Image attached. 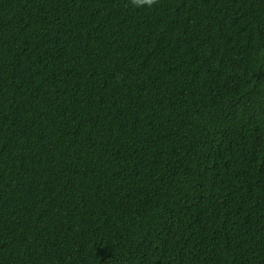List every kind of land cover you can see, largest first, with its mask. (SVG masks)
<instances>
[{"label": "trees", "instance_id": "16d2710c", "mask_svg": "<svg viewBox=\"0 0 264 264\" xmlns=\"http://www.w3.org/2000/svg\"><path fill=\"white\" fill-rule=\"evenodd\" d=\"M0 264H264V0H0Z\"/></svg>", "mask_w": 264, "mask_h": 264}, {"label": "clouds", "instance_id": "9594fccd", "mask_svg": "<svg viewBox=\"0 0 264 264\" xmlns=\"http://www.w3.org/2000/svg\"><path fill=\"white\" fill-rule=\"evenodd\" d=\"M156 0H129L130 7L136 9L151 8Z\"/></svg>", "mask_w": 264, "mask_h": 264}]
</instances>
